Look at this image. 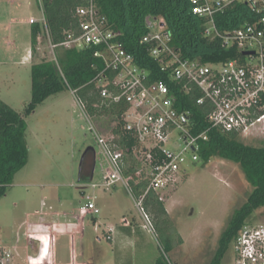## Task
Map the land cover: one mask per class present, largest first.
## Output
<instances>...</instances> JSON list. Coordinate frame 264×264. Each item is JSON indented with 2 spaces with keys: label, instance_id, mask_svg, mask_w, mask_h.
Returning a JSON list of instances; mask_svg holds the SVG:
<instances>
[{
  "label": "rangeland",
  "instance_id": "374dc122",
  "mask_svg": "<svg viewBox=\"0 0 264 264\" xmlns=\"http://www.w3.org/2000/svg\"><path fill=\"white\" fill-rule=\"evenodd\" d=\"M14 1L11 10H0V101L24 116L31 100V67L54 60L55 49L51 48L44 30L35 49L31 44L28 47L31 28L26 21L32 17L40 19L43 8L41 10L38 0ZM24 54L28 55L27 61L23 60ZM24 120L27 163L0 197V240L19 248L15 255L20 257V262L27 257L22 237L27 214L35 210L39 213L80 210L86 206V196H89L102 210L96 215L99 222L113 206L109 219L114 227L121 226L127 219L139 230L134 237L139 248L137 253L133 252L137 256L133 264H155L162 257L170 264H210L231 216L253 191L240 167L233 162L215 157L207 164L201 160L189 164L186 174L175 186L163 192L162 204L170 221L168 238L173 246L164 254L165 238L160 237L155 226L154 234L142 229V217L121 185L87 188L84 193L80 190L83 184H102L107 164L71 90L50 96ZM91 122L107 137L116 125L110 117L92 118ZM262 123L255 124L248 137L239 136L238 141L264 147ZM90 147L96 153L93 178L82 180L79 177L81 159ZM28 220L35 218L31 216ZM89 225L83 255H80L79 243H74L75 262L87 263L94 254L95 264L129 263L126 253H117L119 245L115 239L106 240L101 228L94 231L93 225ZM74 227V224L63 226L62 232ZM263 250L264 207H261L251 214L239 236L229 243L220 264H264V253L257 257ZM71 254L68 236L55 240L54 256L58 264L66 262Z\"/></svg>",
  "mask_w": 264,
  "mask_h": 264
},
{
  "label": "built area",
  "instance_id": "2783aa9c",
  "mask_svg": "<svg viewBox=\"0 0 264 264\" xmlns=\"http://www.w3.org/2000/svg\"><path fill=\"white\" fill-rule=\"evenodd\" d=\"M237 1L244 2L257 19L232 30H219L215 15ZM38 2L42 10V0ZM190 5L192 14L205 21L203 35L219 39L222 48L234 49L237 56L208 63L182 58L171 45L172 36L163 20L148 17V31L140 38L139 45L146 48L163 76L152 81V71L137 64L134 54L119 40L122 34L112 29L95 0H86L84 6L76 8L78 26L66 31L58 45L49 38L43 10L40 19L28 21L29 25L42 26L52 49L96 48L93 56L101 59L104 67L92 82L107 106L125 104L120 118L121 132L133 145L123 149L118 143L120 135L110 132L107 137L101 133L91 122L85 104L77 98L107 164L102 184H83L80 190L84 193L87 188L121 185L142 217V229L153 234L154 224L145 208L146 199L156 196L163 201V192L175 186L186 174V167L200 161L201 146L208 141L209 131L217 129L248 137L264 117V0H190ZM40 36L41 33L37 39ZM185 96H194V106L203 114L206 127L201 131L196 132L200 123L194 119V111L183 107ZM93 161L94 169L95 151ZM86 200V206L79 212L98 215L100 211L92 198L86 196ZM122 226L131 228V222L125 219ZM115 231L114 227L108 228L105 239L112 241ZM30 237L37 247L23 264H54L53 237ZM0 264H15L12 250L0 246Z\"/></svg>",
  "mask_w": 264,
  "mask_h": 264
},
{
  "label": "trees",
  "instance_id": "16d2710c",
  "mask_svg": "<svg viewBox=\"0 0 264 264\" xmlns=\"http://www.w3.org/2000/svg\"><path fill=\"white\" fill-rule=\"evenodd\" d=\"M98 9L109 25L122 35L119 40L125 49L133 53L138 65L152 71L150 80L163 76L158 73L157 63L148 56L146 48L139 45V40L148 31L147 18L163 20L166 30L172 36L171 45L180 52L182 58L200 59L202 62H218L233 58L234 49L221 47L219 39H210L203 35L205 21L191 12L190 0H95ZM86 0H42L43 15L48 27L49 38L54 45L63 41L64 33L78 26L75 17L77 7L84 6ZM257 15L251 12L244 2H234L222 13L215 15V24L221 31L238 28L245 22H252ZM42 33L40 24H33L30 29V44L34 50L37 37ZM96 48L65 49L55 48V60L42 61L31 67V100L25 108L24 116L0 101V197L12 184L14 175L27 163L28 148L26 142L25 116L52 95L65 90L76 92L86 107L89 115L97 120L110 117L116 125L110 129L120 135L118 143L121 148H130L133 144L121 132V115L126 109L124 103L106 105L97 92L93 79L102 71L104 63L93 56ZM194 96H185L183 107L194 111V119L200 123L196 132L206 127L203 114L194 106ZM220 158L237 164L247 182L253 188L245 204L235 210L227 228L221 234L219 248L210 264H220L228 245L244 229L251 214L264 207V147H253L238 141L235 134L223 133L211 129L208 141L202 143L200 160L207 164L213 158ZM93 152H84L79 177L88 180L93 170ZM145 208L152 217L153 224L160 237H164V254L172 250L168 238L170 221L167 212L156 196H149ZM164 235V236H163ZM167 238V239H166ZM259 253H264L259 251ZM155 264H169L164 257Z\"/></svg>",
  "mask_w": 264,
  "mask_h": 264
},
{
  "label": "crops",
  "instance_id": "0c3cea01",
  "mask_svg": "<svg viewBox=\"0 0 264 264\" xmlns=\"http://www.w3.org/2000/svg\"><path fill=\"white\" fill-rule=\"evenodd\" d=\"M14 0H0V10L1 8L5 11L11 10L12 4H14ZM33 18V17H32ZM31 18L28 19V21ZM37 19V18H36ZM28 21H26V24L29 25ZM32 25H29V28H31ZM30 34V29H29ZM30 46V41L28 44V47ZM28 52V48H26V53ZM23 60H28V55H23ZM92 172L90 176L88 177L91 180ZM83 193V192H82ZM96 207L101 212L102 210L95 204ZM114 205V204H113ZM115 206V205H114ZM113 209V206H111ZM108 209V208H107ZM112 209L110 211L106 210L105 213H107L106 217H102V220L99 222L96 215L92 214H82L78 210H70L66 212H48V213H39V211L35 210L33 214H27L26 215V229L23 233V242L25 244V250L27 251V256L33 254L35 252V248L37 247V242L33 241L31 239V235H44L53 237V262L54 264H58L55 260L54 256V248H55V240H57L60 236H68L70 240V246L72 249V254L69 259L61 264H95V255L91 254V257L89 258V261L87 263H77L75 262V252H74V243L78 242L79 246L81 247L80 255L84 254V247H85V240L87 238V229L90 227L89 223L93 225L94 231H97L98 228H101L104 233L108 228H113L114 226L110 223V216H112L113 211ZM34 217V221L28 220L29 217ZM69 224H74V229H70L66 231L65 233L62 232L63 226H67ZM133 224H131V228L123 227L122 225L119 227H114L116 229L115 234L113 235V239L116 240L119 247L116 248L117 253H126L125 256L127 257L126 260L129 261L127 264H133L134 260H137L135 256V253L138 251L137 246V240L134 239L138 235V229L136 227H133ZM133 228V229H132ZM136 228V229H135ZM97 240H100L98 236H96ZM0 246L12 250L14 253V262L15 264H23L24 260L21 259L18 255H15V251L19 250V248L16 245H12L5 241L0 240ZM134 254V256H133Z\"/></svg>",
  "mask_w": 264,
  "mask_h": 264
},
{
  "label": "bare ground",
  "instance_id": "6f19581e",
  "mask_svg": "<svg viewBox=\"0 0 264 264\" xmlns=\"http://www.w3.org/2000/svg\"><path fill=\"white\" fill-rule=\"evenodd\" d=\"M261 122H263L262 124V128H263V130H264V117L258 122V123H261ZM257 124V123H256ZM255 126V125H254ZM262 257H263V255H262Z\"/></svg>",
  "mask_w": 264,
  "mask_h": 264
},
{
  "label": "water",
  "instance_id": "95a60500",
  "mask_svg": "<svg viewBox=\"0 0 264 264\" xmlns=\"http://www.w3.org/2000/svg\"><path fill=\"white\" fill-rule=\"evenodd\" d=\"M87 149H90L92 152H94V149H93V148H91V147H90V148H87Z\"/></svg>",
  "mask_w": 264,
  "mask_h": 264
}]
</instances>
